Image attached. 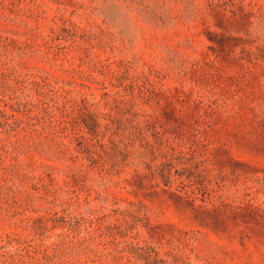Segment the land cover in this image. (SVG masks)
Masks as SVG:
<instances>
[{
  "label": "rangeland",
  "instance_id": "374dc122",
  "mask_svg": "<svg viewBox=\"0 0 264 264\" xmlns=\"http://www.w3.org/2000/svg\"><path fill=\"white\" fill-rule=\"evenodd\" d=\"M0 264H264V0H0Z\"/></svg>",
  "mask_w": 264,
  "mask_h": 264
}]
</instances>
